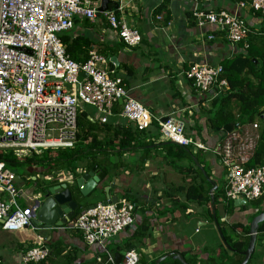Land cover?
Wrapping results in <instances>:
<instances>
[{
	"label": "crops",
	"instance_id": "1",
	"mask_svg": "<svg viewBox=\"0 0 264 264\" xmlns=\"http://www.w3.org/2000/svg\"><path fill=\"white\" fill-rule=\"evenodd\" d=\"M94 1L99 7L100 1ZM111 1L123 6L122 14L138 28L142 36L138 46H125L102 14L97 15L93 22L76 18L73 27L61 34L68 37L64 46L72 44L71 55L77 62H83L91 50L108 57L116 75L123 79L129 95L141 102L153 118L163 119L168 115L181 118L186 135L207 148L199 152L205 166L209 165V177L217 183L220 193L216 202H211L212 216H208L206 205L185 201L182 194L175 191L184 180V170L175 168V165H182V168L188 165L183 158L178 159V163H171L174 149L168 153L164 145L171 143L159 134L157 121L153 119L151 126L138 135V143H133L122 152L108 151L107 154L97 153L95 156L98 160L95 164L101 163V166L98 165L99 171L106 173L98 188L112 184L108 193L117 200L124 198V191L128 190V200L135 204L133 224L108 240L105 248L114 257L115 253L133 247L144 264L172 252L181 254L187 263L191 261L192 264H239L243 256L225 247L214 218L220 229L223 228L232 237V241H246L247 244L248 234L239 229L233 230L232 225L249 227L253 215L264 211V194L251 200V205L246 203L238 207L233 205V200L224 197L225 170L213 150L224 134L233 132L238 126L234 125L229 132L210 127L206 111L211 107L210 101L216 97V90L212 88L206 93L197 92L186 79L185 72L195 63L221 65L225 59L241 52L239 44H230L224 30L218 26H198L194 11H226L240 16L251 36H264V16L249 8H240L238 0ZM116 8L113 3L108 5V9ZM157 15L161 18L157 19ZM120 104L118 102L114 106L112 114L105 121H101L95 108L82 107V127L93 128L103 139L106 138L105 129L114 133L125 126H133L121 117ZM233 114L237 115L236 109ZM92 160L84 158L74 162V171L71 168L59 169L60 165H54L53 170L36 165V172L29 169L25 177L16 175V178H22L21 182L16 181L20 184L31 181L38 191L37 188L41 186L70 182L74 176L95 165L89 167ZM103 163L107 170L102 169ZM38 175L50 183L37 185ZM27 190L33 191V188ZM174 193L178 196V202L171 203L166 197ZM104 198L105 192L102 190L100 194L80 199L77 212H82L94 202H102ZM228 202H232V205H228ZM73 221L51 229L35 226L7 231L1 227L9 244L0 243V264H24L23 253L27 248L38 245L39 238L49 248V255L42 264H115L106 262V254L99 244L84 242L81 233L70 227ZM168 260L171 258L164 261ZM246 264H264L262 232H258L254 251Z\"/></svg>",
	"mask_w": 264,
	"mask_h": 264
},
{
	"label": "built area",
	"instance_id": "2",
	"mask_svg": "<svg viewBox=\"0 0 264 264\" xmlns=\"http://www.w3.org/2000/svg\"><path fill=\"white\" fill-rule=\"evenodd\" d=\"M238 6L264 16V0H238ZM97 11L94 0H0V151L26 150L33 157L43 150L73 148L82 107L95 108L105 121L118 102L121 117L138 131L148 129L155 119L159 134L166 140L207 150L203 143L186 135L181 118H153L141 102L129 95L108 57L91 50L83 62H77L66 53L60 35L73 27L76 18L93 22ZM122 11L123 6L117 5L100 14L125 46L136 47L142 36ZM193 15L198 26L216 25L224 30L230 44L247 48L250 31L240 16L226 11H194ZM222 74L221 65L195 63L186 70L185 77L199 93L216 86L214 95L219 96L227 88V81L220 79ZM260 118L264 120V113ZM258 140L259 120H255L224 134L215 145L213 153L225 170L226 199L251 201L264 194V164L250 165ZM36 198L37 194L18 183L16 174L0 160L1 227L7 231L34 228ZM134 210L135 204L125 198L98 203L80 212L70 227L81 233L86 244H99L106 262L114 263L105 244L133 224ZM43 241L39 238L38 245L26 249L24 264L47 258L49 248ZM138 260L137 252L130 249L117 264H137Z\"/></svg>",
	"mask_w": 264,
	"mask_h": 264
},
{
	"label": "trees",
	"instance_id": "3",
	"mask_svg": "<svg viewBox=\"0 0 264 264\" xmlns=\"http://www.w3.org/2000/svg\"><path fill=\"white\" fill-rule=\"evenodd\" d=\"M60 39L63 43H67L68 37L60 35ZM247 42V48H243L242 44H239L241 52L221 62L223 74L220 76V79L224 78L227 81V88H224L222 94L210 101L211 107L206 112L209 114L208 122L213 129L229 124L241 126L259 120V141L250 161V165H256L264 164V120L260 118L262 113H264V36L249 35ZM72 47V44L69 43L65 49L66 53L73 59V55H71ZM213 88H216V86ZM234 109L237 111L236 116L233 114ZM77 126V142L73 148H60L57 149L56 153L46 150L40 155L42 158H37L40 156L18 158L13 155V151H10L8 154L0 151V160H3L10 169L18 161L30 164L34 161L46 162L49 160L53 166L60 165L59 169L71 168L74 171L75 167L73 164L76 161H80V158L93 159L89 164L90 167L98 162L95 158L97 153L107 154L108 151L122 152L131 147L133 143H138V135L143 132L129 125L115 130L114 133H110L108 132L109 130L105 129L106 133L104 136L106 138L100 139L93 128L82 127L81 112L78 115ZM164 146L168 150V153L174 148V156L171 159V163H178L180 162L178 159L183 158L188 165L183 168L181 165H175V168L184 170V180L180 186L175 188V191L180 192L185 201H194L198 204L206 205L208 216H212L210 209L211 195H209L211 185L203 173L196 167L193 160L195 158L209 176V171L202 161L203 158H201L199 150L192 147L179 146L174 143L165 144ZM100 164L98 163L97 165L101 166ZM102 165L104 166H102V169H106V164L103 163ZM219 191L218 187L216 192L212 193L214 203L219 196ZM169 195L166 197L167 200H170L171 203L178 202L176 193ZM123 197L128 199V190L124 191ZM228 205H232V202H228ZM248 228V226L245 227L241 224L232 225L233 230L239 229L245 234H248ZM221 229L226 242L231 247L237 251H242L246 247V241H232V237L227 235L223 228ZM259 232L264 234V223L260 225ZM42 262L27 264H42ZM137 264H144V261L139 259ZM150 264H154V261ZM159 264L181 263L178 260L171 259L170 261H162ZM189 264H192L191 261Z\"/></svg>",
	"mask_w": 264,
	"mask_h": 264
},
{
	"label": "water",
	"instance_id": "4",
	"mask_svg": "<svg viewBox=\"0 0 264 264\" xmlns=\"http://www.w3.org/2000/svg\"><path fill=\"white\" fill-rule=\"evenodd\" d=\"M100 5L98 7L97 15L108 9V5L113 3L117 7V3L111 0H99ZM163 118L162 120H164ZM233 128L232 124L224 125L222 128H217V130L222 129L225 132H229ZM172 143V142H170ZM196 167L203 173L206 180L210 183L211 188L209 190V195H211V202L214 199L212 197L213 191L216 190V183L206 174L203 167L198 163V161L193 158ZM106 173L104 171H99L98 165H93L88 171L82 172L78 176H74L70 182H60L59 184L41 186L37 191L36 203L38 208L36 210L35 216L32 219V224L36 227H42L44 229H51L54 227H62L71 220H75L80 212H77L79 207L80 199L86 198L91 194L101 193L103 190L105 192V198L100 204H106L108 201L116 202V197L109 196V188L113 185L109 184L104 188L98 186L105 179ZM16 180L22 181L20 176H17ZM101 186V185H100ZM247 203L244 199H234V206H241ZM98 202H94L87 206L85 209L93 208ZM214 213V211H213ZM216 228L218 230L219 236L225 245V247L232 251L238 252L243 256V259L239 264H246L254 251L257 234L259 232V227L264 223V211L257 212L253 215L249 223L248 232V243L244 250L237 251L231 247L225 240L222 231L218 225L217 220L214 218ZM2 221H0L1 223ZM133 249V247L125 248L114 254V263L117 264L121 260L122 256L127 250ZM167 258L178 260L181 264H188L184 257L177 253H167L163 254L159 258L154 260V264H159Z\"/></svg>",
	"mask_w": 264,
	"mask_h": 264
},
{
	"label": "rangeland",
	"instance_id": "5",
	"mask_svg": "<svg viewBox=\"0 0 264 264\" xmlns=\"http://www.w3.org/2000/svg\"><path fill=\"white\" fill-rule=\"evenodd\" d=\"M165 147V146H164ZM174 149V148H173ZM51 152H53V153H56V151H57V149H49ZM46 150H43L42 152H40L41 154H43V152H45ZM3 153L4 154H8L9 152L8 151H3ZM19 154H22V155H25V156H28L27 154V151L26 150H13V155H15L16 157H18V158H20V156H18ZM37 158H42V156H40V157H37ZM201 158H203L202 156H201ZM204 159V158H203ZM203 159H202V161H203ZM80 160L82 161L83 159L82 158H80ZM23 161H18V163L17 164H15V165H13L12 166V168H11V170L16 174V175H20L21 177H25V175L29 172V169H32L33 170V172H36V165H38V168H42V167H47L49 170L51 169V170H53L54 169V166L52 165V162L51 161H46V162H36L37 164H33V163H30V164H25V163H22ZM182 166V165H181ZM208 167H209V165H208ZM208 167H207V169H208ZM47 168H45V169H47ZM48 170V171H49ZM209 171H210V169H209ZM44 177L43 176H40V175H38L37 176V179H38V183H37V185H39L40 186V184H45V185H47V184H49L50 182H48L45 178L43 179ZM23 187L24 188H26V189H31V188H33V193H37V191H36V187L35 186H33V182H29V183H27V182H24L23 184ZM39 188H37V190H38ZM252 203H250V201H247V205H251ZM6 234L1 230V226H0V243H6V244H9L8 243V240L6 239ZM0 247H1V244H0ZM0 253H2L1 252V249H0Z\"/></svg>",
	"mask_w": 264,
	"mask_h": 264
}]
</instances>
